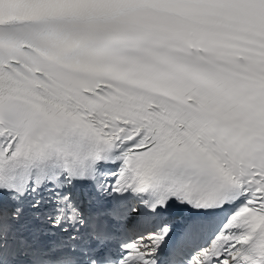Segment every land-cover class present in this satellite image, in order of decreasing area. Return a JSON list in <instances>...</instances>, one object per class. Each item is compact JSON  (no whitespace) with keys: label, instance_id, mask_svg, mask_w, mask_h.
Returning <instances> with one entry per match:
<instances>
[{"label":"snow or ice","instance_id":"obj_1","mask_svg":"<svg viewBox=\"0 0 264 264\" xmlns=\"http://www.w3.org/2000/svg\"><path fill=\"white\" fill-rule=\"evenodd\" d=\"M0 264H264V0H0Z\"/></svg>","mask_w":264,"mask_h":264}]
</instances>
